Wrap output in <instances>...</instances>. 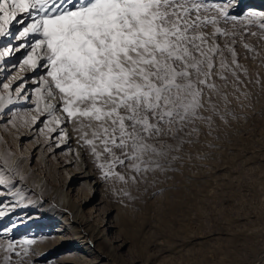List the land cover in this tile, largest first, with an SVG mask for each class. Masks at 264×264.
I'll return each mask as SVG.
<instances>
[{"label": "snow or ice", "instance_id": "obj_1", "mask_svg": "<svg viewBox=\"0 0 264 264\" xmlns=\"http://www.w3.org/2000/svg\"><path fill=\"white\" fill-rule=\"evenodd\" d=\"M231 2L0 0V41L7 40V44L0 45V65L14 51L29 47L24 63L44 67L50 78L41 77L43 89L40 83L36 86L34 107L38 114L31 117L32 125L43 124L40 132L47 129L56 133V147L67 137L63 127L66 122L79 125L76 130L82 133V146H88L97 159L101 155L110 157L107 164L98 165L103 178L114 177L125 185L129 181L138 184L148 172L164 170L154 157L166 156L167 152L162 143L160 148L151 143L154 138L169 133L175 138L183 133L179 136L181 144L192 143L193 133L201 131L198 124L207 125L211 135L214 118L228 123L229 94L221 91L212 78L224 80L226 88L225 73H229L237 84L235 91H240L241 66L235 59V50L229 48L231 65L221 59L217 66L215 60L223 55L216 37L229 34L218 25L231 16ZM210 12L215 14L208 15ZM245 18L249 24L259 21V27L264 29V14L253 11ZM15 25L20 27L13 33ZM209 26L210 33L204 31ZM37 49L44 52L42 60L34 59ZM0 87L8 90L7 97L0 95V112H4L13 103L11 93H19L24 82L21 80L15 87L0 82ZM240 95L247 99V93ZM234 98L239 100L240 96ZM57 99L59 106L53 103ZM42 100L47 101L43 107ZM57 111L66 115L61 119L55 115ZM204 112L210 114L206 116ZM57 125H61L59 130ZM84 129H92L90 138ZM167 147L180 151L178 146ZM12 156L10 149L0 153L9 174L0 171V185L13 182L14 187L27 179L18 164L10 162ZM117 166L127 171H113ZM16 195L23 199L19 193ZM24 243L31 245L34 241ZM5 251L14 252L15 246L9 242ZM23 251L27 255L26 247Z\"/></svg>", "mask_w": 264, "mask_h": 264}, {"label": "rangeland", "instance_id": "obj_2", "mask_svg": "<svg viewBox=\"0 0 264 264\" xmlns=\"http://www.w3.org/2000/svg\"><path fill=\"white\" fill-rule=\"evenodd\" d=\"M212 2L208 0V3ZM263 2H256L255 12H259L260 8L264 10ZM251 4L248 2L237 13L230 12L227 22L222 21L218 25L229 34L216 37V43L223 52L222 56L215 58L217 66L221 59H226L231 65L233 57L229 48L235 50V59L241 66L238 70L239 80L242 81L239 92L235 91L237 84L233 83L234 78L229 73H225L228 76L226 88L223 87L224 80L217 76L212 78L221 91L229 94L231 103L228 109L231 115L227 117L228 123L214 118L211 135L208 134L207 125L198 124L201 131L193 133L192 143L181 144L179 136H183V133L175 138L171 133L154 138L151 143L157 148L162 143L167 152L166 156L154 157L164 170L148 172L138 184L129 181L125 185L114 177L104 179L98 165L107 164L110 157L101 155L97 159L88 146H82V133L76 130L79 125L73 122H66L65 125L67 132L74 134L77 140L72 151L56 157L47 152L51 133L44 129L39 137L45 142L44 153L48 160L46 164L40 163L37 157L28 161L30 150L26 143L31 142L33 137L22 135L31 127V117L37 115L38 110L34 107L35 101L33 104L26 102L29 96L25 98L24 89L21 91V88L19 93L12 92V98L18 94V99L0 112V153L10 149L13 154L10 162L18 164L30 184L37 186L39 179L40 186L43 185L42 197L31 191L26 198L31 196L39 209L51 203L50 196L58 201L61 193L67 189L68 174L63 169L62 160H74L70 164L71 169L81 167L83 163L90 164L101 182L99 196L104 200L101 214L94 222L102 218L117 221L113 216L119 212L115 233L111 231L102 242V251L108 252L115 264H264V29L259 27L258 21L249 24L246 20L247 8ZM204 31L210 33L211 26ZM3 44L7 42L0 45ZM29 51L31 49L19 56L17 64L22 63ZM41 54L44 55V52L37 49L34 58ZM18 67L10 72L7 69L6 74L13 76ZM244 69L247 70L246 74ZM39 73L47 78L45 69ZM11 78H14L13 81ZM11 78L8 80L5 77L0 82L15 87L25 80H19L17 75ZM241 92L247 93V99L240 95ZM7 94L8 90L0 87V95L7 97ZM235 96H240V99H235ZM213 100L218 101V98L213 96ZM53 102L58 106L60 104L58 99ZM55 114L61 118L66 115L59 111ZM203 114L207 116L210 113ZM38 127L44 128V125L39 124ZM91 131L83 130L89 138ZM168 145H172L173 149L178 146L180 151L169 149ZM116 155H120L119 150H116ZM173 156L178 159L173 160ZM0 171L9 175L3 168V160H0ZM113 171L125 173L127 170L117 166ZM84 181L83 178L77 179V183ZM12 183L0 185V194L8 196L19 184L13 187ZM121 189L130 195L125 196ZM75 192L71 190L69 195L71 200L78 202L79 196ZM38 213L36 209L32 214ZM10 226V222L6 221L0 230V264H57L56 261L36 258L32 244L24 243L41 238L42 233L35 226L15 230L18 233L11 242L15 251H5L9 243L5 235L10 233L1 231L10 232ZM31 231H35L34 234ZM45 235L53 237L49 232ZM118 237L128 241L122 251L111 245ZM25 247L28 249L27 255L23 251ZM15 252L21 255L17 256Z\"/></svg>", "mask_w": 264, "mask_h": 264}, {"label": "bare ground", "instance_id": "obj_3", "mask_svg": "<svg viewBox=\"0 0 264 264\" xmlns=\"http://www.w3.org/2000/svg\"><path fill=\"white\" fill-rule=\"evenodd\" d=\"M259 1L261 2L262 0H234L233 7L231 6L232 8L230 9V12L237 13L248 2H251L252 4L247 8V12H255L257 11L256 2ZM258 10L260 11L257 13L264 14V10L261 11V8ZM25 19H27V17H25ZM19 27L20 25H15L12 28L13 33H15ZM5 41L7 42V40L0 41V44L5 43ZM12 43L16 44V41H13ZM29 49V47H25L19 51H14L10 56H6L4 58L6 63L0 65V81L5 77H8L9 80L11 77H16V75L19 80L24 78V87H22L21 91L24 89L25 98L27 96L30 98L31 96L30 99L27 98L26 102L28 101L33 104L34 101H37V94L35 92L37 84L40 83L42 89L45 87L41 83V77L43 74L39 73L45 68H35L27 65L24 63V60L22 63L17 64V60L20 58L19 56ZM36 58L42 60L44 55L41 54L36 56L34 59ZM18 65L19 67L13 76L6 74L7 69L8 72H10ZM11 79V81H13L14 78ZM17 97L18 94L12 98V101H16L18 99ZM45 102V100H42L40 103L41 105H44ZM41 119H43V117H41ZM38 125H31V127L25 131L22 136L33 137L31 142L26 143L27 147L29 145L30 150L28 161H30L31 158L37 157L39 158L40 163L46 164L48 156L44 153L45 142H43L39 137L40 131ZM56 127L59 130L61 125H57ZM63 127L64 131L67 133V137L63 142H60L59 147L55 146L59 142L58 139L53 138L56 137V133H51L48 141L49 146L46 150H48L47 152L55 157L72 151L77 145L75 135L68 133V129L65 125H63ZM65 149L67 150L63 152ZM62 161L64 166L63 169L68 174L66 180L67 189L61 193L58 201L50 196V202H55V205L52 204L51 206L50 203L46 207L39 209L35 207L36 204L32 201L31 196L26 198L31 191H35L34 193L37 194V196L42 197L41 193L44 187L43 185L40 186L39 179V184L37 186L30 184V182L26 179L24 182L19 183L9 194H7L8 196L0 194V209H3L4 211V215L0 216V230L3 225L5 226L6 221L11 224L9 228L11 229L10 232L6 230H2L1 232L10 233L5 235L7 237V241L14 242L13 239L17 236L15 235L18 233L17 231L26 229L28 226H35L36 229H38V232L42 233L40 234V239L36 241L33 240L34 243L32 246L37 254L35 257L45 258L46 261H54V263L56 261L57 264H115L114 259H112L108 252L104 251V253L102 251V242L107 239V235L111 231L115 233L116 230L114 227L117 228L118 226L119 212H116L113 216L114 219L117 218V221H114L111 218H102L101 221L94 222L95 218L97 215L99 216L101 214V209L104 207V200L100 197V180L97 179V175L93 171L90 164L88 165L83 163L80 165L81 167H73L71 169L70 164L74 162V160ZM78 178H83L85 181L77 183ZM71 190H75V193L78 194V202L71 200L69 195ZM17 193H19L23 199H17ZM36 209L40 214L38 213L37 215H33L32 213H34ZM34 232L32 233L34 234ZM46 232L52 234L53 237H47V235H45ZM126 240L127 239H119L118 237V239L111 242V245L117 250L122 251L128 244V241ZM56 252L58 253V256H54Z\"/></svg>", "mask_w": 264, "mask_h": 264}]
</instances>
